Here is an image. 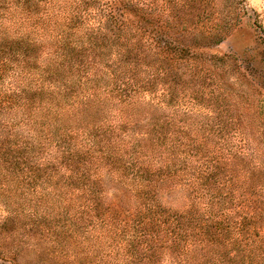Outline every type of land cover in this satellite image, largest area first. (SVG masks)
<instances>
[{"label": "trees", "instance_id": "1", "mask_svg": "<svg viewBox=\"0 0 264 264\" xmlns=\"http://www.w3.org/2000/svg\"><path fill=\"white\" fill-rule=\"evenodd\" d=\"M151 4L0 0V230L25 221L35 237L19 249L34 244L38 264L71 263L75 237L116 211L168 233L187 264H264V169L214 139L197 91L164 81L173 63L227 71L230 56L194 50L220 44L237 9L183 44L160 37L167 12Z\"/></svg>", "mask_w": 264, "mask_h": 264}, {"label": "rangeland", "instance_id": "2", "mask_svg": "<svg viewBox=\"0 0 264 264\" xmlns=\"http://www.w3.org/2000/svg\"><path fill=\"white\" fill-rule=\"evenodd\" d=\"M151 2L154 13L160 14L161 9L167 12L163 16L158 15L161 19L154 23L156 32L162 39L181 40L183 44L189 41L188 31H196L205 23H210L211 14L226 9L228 4L236 7L240 19L230 24L222 42L194 50L205 57L230 56V68L224 72L212 70L209 73L200 65V68L189 70L173 63L164 81L178 93L197 91V98L206 103L195 106L198 118L214 123V128L220 124L221 131L215 128L214 139L224 137L227 149L243 155V162L247 165L245 169L252 166L264 169V0ZM217 85L227 92L222 93ZM210 89L220 92L221 96L213 101L208 99V94L202 93ZM187 100H180L184 101L179 105L181 109L185 108ZM237 165L244 167L241 162ZM257 175L254 174V177ZM103 219V225L94 219L92 222L98 223L96 226L89 225L83 237H75L76 243L72 245H78L80 238L83 242L79 247H72L69 264H187L181 257V248L171 247L173 242L168 233L156 229L147 232L136 230L133 228L136 219L128 213L116 211ZM27 235L35 237L25 221H9L3 225L0 230V264H8V260L14 257L13 253H18L22 260L32 258V264L41 263L33 254L31 247L34 244L19 249L25 246L20 242L27 239ZM142 253L145 258H134V255Z\"/></svg>", "mask_w": 264, "mask_h": 264}]
</instances>
